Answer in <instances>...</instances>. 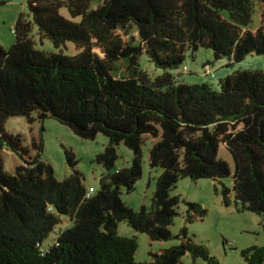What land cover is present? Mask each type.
Returning a JSON list of instances; mask_svg holds the SVG:
<instances>
[{"label":"trees","instance_id":"obj_1","mask_svg":"<svg viewBox=\"0 0 264 264\" xmlns=\"http://www.w3.org/2000/svg\"><path fill=\"white\" fill-rule=\"evenodd\" d=\"M27 2L31 20L20 14L14 44L7 51L0 45V152L7 147L23 161L8 174L0 157V264H182L187 254L193 261L218 264L188 236L187 226L206 216L199 204L186 202L185 225L175 237L169 231L180 204L171 191L183 178L232 177L235 204L259 216L264 228V72L234 73L220 81L219 91L187 86L167 72L199 47L211 50L215 60L227 57L230 65L263 55L264 0H105L93 10L91 0ZM254 2L260 25L251 32ZM33 27L57 50L71 43L78 52L65 56L35 49L29 37ZM133 28L138 45L133 38L124 43L119 34L128 36ZM143 53L162 75L151 79L139 70ZM119 61L126 63L122 78L113 75ZM33 115L56 120L82 140L107 137L108 145L95 158L107 172L97 193L86 198L70 151L65 155L73 172L63 181L39 160L41 140L31 142L37 156L25 159L22 138L4 128L9 118L31 123ZM147 138L153 141L149 167L162 173L150 209L135 211L122 202L119 190L132 192L141 178ZM121 143L133 152L132 166L110 173ZM221 145L232 157L233 174L218 157ZM220 193L229 207L231 190L223 187ZM61 217L71 226L42 254ZM123 222L151 241L175 238L179 244L138 263L136 239L117 233ZM241 256L247 264H262L264 247L242 250Z\"/></svg>","mask_w":264,"mask_h":264},{"label":"rangeland","instance_id":"obj_2","mask_svg":"<svg viewBox=\"0 0 264 264\" xmlns=\"http://www.w3.org/2000/svg\"><path fill=\"white\" fill-rule=\"evenodd\" d=\"M105 0H91L90 10L102 5ZM22 14L31 20L28 10L27 0H0V45L4 50H9L14 44L13 33L14 24L18 16ZM61 15L67 19L69 15L65 9L61 10ZM75 22L78 19L74 20ZM260 25V11L256 2L251 23L248 30L254 32ZM122 36L124 43H129L133 38V45H138L139 40L135 29H131L128 36ZM30 39L34 48L45 53H59L65 56H73L78 51L73 44L68 43L66 47L57 50L51 41L41 38L36 27L30 33ZM100 58L102 55L98 50H93ZM139 70L145 72L151 79L164 73L162 69L155 67L146 53L138 58ZM126 63L119 61L114 65L113 75L116 78L126 76ZM243 71L264 72V54L248 55L242 62L233 63L227 57L215 60L213 52L209 49L197 48L195 52L189 50L185 54L183 63L177 69L167 72L179 83L187 86L208 85L212 90L219 91L221 80L234 73ZM31 123L23 117L9 118L5 123V132L12 136H20L27 154L26 160H31L37 156L32 148L31 142L41 140L43 149L38 155L39 160L49 164L54 172L57 181H63L73 170L66 160V152H71L76 161L75 170L84 178V187L93 188L94 193L99 190V180L107 172L104 167L97 164L96 156L104 152L108 145V139L102 134H98L94 140H82L67 127L52 118L38 119L33 115ZM153 141L147 138L141 147L142 154V175L136 182L134 190L127 192L120 188L119 196L122 202L129 208L138 211L141 207L147 210L151 207V199L155 191V183L161 175L162 169H151L148 163V151ZM117 159L110 173L122 169L130 168L133 162V152L124 144H119L116 148ZM4 171L13 174L14 169L23 164V161L7 147H3L0 152ZM218 157L225 161L230 168L231 174L234 172V163L231 155L224 146L219 147ZM232 177L213 181L200 179L193 181L189 178L179 180L176 187L171 191V196H178L180 204L177 208V216L174 218L169 231L173 237L177 236L181 228L185 225L186 202L199 204L206 210V216L202 221H196L187 226L188 236L195 242L204 245L211 256L217 260L218 264H247L241 256L242 250L252 247H264V228L261 218L248 211H243L239 204L234 202L232 192ZM225 187L231 190L229 207H224L221 197V189ZM71 222L68 217H61V223L55 227L49 237L43 242L42 247L51 246L60 232L69 228ZM117 233L121 237L136 239L137 250L134 259L138 263L149 262V253H159L179 244L178 239H171L166 242L151 241L145 234L137 233L126 223H120ZM182 264H206L201 259L192 260L190 255L182 258ZM264 264V262L262 263Z\"/></svg>","mask_w":264,"mask_h":264},{"label":"built area","instance_id":"obj_3","mask_svg":"<svg viewBox=\"0 0 264 264\" xmlns=\"http://www.w3.org/2000/svg\"><path fill=\"white\" fill-rule=\"evenodd\" d=\"M94 193V189L93 188H89L87 189V192H86V198H89L92 194ZM42 254L45 252V249L43 248L41 250Z\"/></svg>","mask_w":264,"mask_h":264},{"label":"crops","instance_id":"obj_4","mask_svg":"<svg viewBox=\"0 0 264 264\" xmlns=\"http://www.w3.org/2000/svg\"><path fill=\"white\" fill-rule=\"evenodd\" d=\"M61 12V11H60Z\"/></svg>","mask_w":264,"mask_h":264}]
</instances>
